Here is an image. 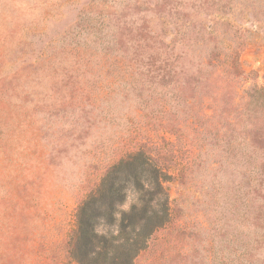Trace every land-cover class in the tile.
<instances>
[{
	"label": "rangeland",
	"instance_id": "rangeland-1",
	"mask_svg": "<svg viewBox=\"0 0 264 264\" xmlns=\"http://www.w3.org/2000/svg\"><path fill=\"white\" fill-rule=\"evenodd\" d=\"M149 29L176 49L196 41L206 52L243 38L241 66L264 86V0H0V264H77L65 244L76 209L133 146L130 133L152 134L173 174H183L164 183L170 222L134 264H264L262 252L239 256L260 230L252 220L259 201L249 202L251 224H243L240 138L229 146L225 126L215 134L184 112L179 131L168 132L171 115L142 110L132 78L76 61L73 45L96 57L109 45L128 61L150 51ZM43 49L53 58L38 64ZM134 199L128 191L125 207Z\"/></svg>",
	"mask_w": 264,
	"mask_h": 264
},
{
	"label": "trees",
	"instance_id": "trees-1",
	"mask_svg": "<svg viewBox=\"0 0 264 264\" xmlns=\"http://www.w3.org/2000/svg\"><path fill=\"white\" fill-rule=\"evenodd\" d=\"M225 24L233 28L229 22ZM150 30L147 32L150 51L133 52L134 57L128 61L122 58L123 54L107 50L109 45L102 47L106 51L98 57L78 45L72 46L73 53L85 70L93 66L99 71L112 68L116 77L132 78L128 83L136 82L131 87L137 91L142 110L148 108L151 113L171 115L163 123L168 132L179 131L174 121L179 112H184L185 118L209 121L215 134L225 126L229 146L240 138L245 166L244 187L240 192V199L244 200L241 202L243 224H251L249 202L259 201L252 220L260 230L256 239L247 241L239 256L247 260L251 252L264 253V86L249 81L252 71L246 72L241 66L239 56L245 39L230 38L223 47L214 45L206 52L194 45L196 41L176 49L175 39L156 40ZM47 52L43 49L35 57L40 61L38 64L52 60L53 54ZM36 59L27 70L36 68ZM137 72L138 77L145 76V82H138L139 78L134 77ZM210 79L212 83L208 82ZM216 82L222 85L216 87ZM181 87L186 91L181 92ZM72 96L70 94L69 98ZM130 134L128 139L133 146L130 150L122 149L124 154L106 168L100 182L76 209V228L65 244L67 256L77 264H134L138 255L149 248L153 234L170 222L171 207L164 183L175 177L181 179L183 174L180 169L173 174L172 158L167 160L160 154L161 148L157 147L152 134L145 133L141 139L136 133ZM248 147L252 149L249 151ZM250 165L253 168H249ZM128 191L135 199L125 207ZM215 258H218L216 253ZM218 260L219 264L232 261ZM248 264L251 261L248 260Z\"/></svg>",
	"mask_w": 264,
	"mask_h": 264
}]
</instances>
